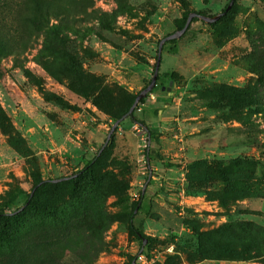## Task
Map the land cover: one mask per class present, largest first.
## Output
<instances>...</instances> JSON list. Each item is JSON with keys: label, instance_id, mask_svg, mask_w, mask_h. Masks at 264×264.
Returning <instances> with one entry per match:
<instances>
[{"label": "rangeland", "instance_id": "rangeland-1", "mask_svg": "<svg viewBox=\"0 0 264 264\" xmlns=\"http://www.w3.org/2000/svg\"><path fill=\"white\" fill-rule=\"evenodd\" d=\"M41 1L52 9L33 26L34 0H0V210L105 148L26 218H0V264H264V0L165 43L135 111L150 146L129 116L105 145L112 113L149 85L187 13L232 0ZM138 203L144 245L129 229Z\"/></svg>", "mask_w": 264, "mask_h": 264}, {"label": "trees", "instance_id": "trees-1", "mask_svg": "<svg viewBox=\"0 0 264 264\" xmlns=\"http://www.w3.org/2000/svg\"><path fill=\"white\" fill-rule=\"evenodd\" d=\"M51 9H52L51 3H44L41 0H34L32 12L29 13L27 16L28 22L33 26H38V25L42 24V20L45 16V12H49V11H51ZM230 10H228L218 21L213 22V23H209V24L215 25L216 23L221 21L222 18ZM190 13L191 12H189L185 15V17L182 20V24L180 25V28L184 27ZM195 19H200V18L196 17L193 19V21ZM190 27H191V25H190ZM190 27H189V29H190ZM175 40L176 39H172L169 41H175ZM158 51H159V48H158ZM11 54H12L11 49L3 42V40L0 39V58L7 57ZM255 55H254V58H255ZM257 59H258L259 63L263 64V66H264V53H258ZM157 60H158V56H157ZM156 65H157V62L154 65V70L156 68ZM258 74L264 80V70H260L258 72ZM80 81L82 84L84 83L83 78H81ZM137 95L131 99V102L127 107H125L121 111H117V112L112 113V115L116 118V121L121 119L125 115H127V116L131 117L135 122L140 123L142 126H144V127L148 126L145 123V121H143L137 117V115L135 114L136 110L132 113H129L132 105L135 102ZM108 96H111L110 92L106 88L102 89V100ZM144 100H145V98L141 99L140 102H143ZM105 103H106V101H104V103H101V104L103 105ZM148 128H149V126H148ZM148 132L151 134V139H152V132H151L150 128H149ZM104 148H101L95 157H93L91 160H89L78 172H76L73 175H69L68 176L69 178H67V179L55 181V179H57V178H46V179H40V180L36 181V183L34 184V186L32 188V191L29 194L27 201L25 202V204L23 206L19 207L18 209L13 210V211H2V210H0V218H2V219H13V218H17V217L26 218L29 215V213L31 211H33L35 209V207L38 205L39 198L44 191H47V190H50V189L56 187L62 181L71 182L73 180L80 179V178L84 177L86 174L92 172L93 169L95 168L96 164L99 162ZM63 177H67V176H63ZM59 178H61V177H59ZM143 193H144V191H143ZM140 209H141V203H138L135 210L133 211V213L130 216L129 229H130L131 234H133L137 239H139L141 241V243L144 245L147 243V242L145 243V240H148V238H147L146 234L144 233V231L142 229H140L135 223L136 213ZM132 264H136V263L134 262Z\"/></svg>", "mask_w": 264, "mask_h": 264}, {"label": "water", "instance_id": "water-1", "mask_svg": "<svg viewBox=\"0 0 264 264\" xmlns=\"http://www.w3.org/2000/svg\"><path fill=\"white\" fill-rule=\"evenodd\" d=\"M236 0H232L227 8L224 10V11H221L215 15H208V14H204V13H200V12H197V11H192L189 16H188V19L186 21V24L184 25L183 28H180V29H177L176 31H174L173 33L163 37L160 41V44H159V51H158V60H157V65H156V68L154 70V75H153V78L151 80V82L149 83V85L147 87H145L144 89H142L139 94L137 95L136 99H135V102L134 104L132 105L131 109H130V112L129 113H132L136 110L139 102L141 101V99L147 97V95L152 91V89L157 85V81H158V78H159V74H160V68H161V62H162V55H163V49H164V45L166 42H168L169 40H172V39H178L180 37H182L183 34H185L190 25L192 24L193 22V19L198 17L200 19H202L203 21L207 22V23H213V22H216L218 21L228 10H230L234 3H235ZM127 117V115H125L124 117H122L121 119L117 120L110 133L108 134V139L105 143V145H107L108 141L110 140L113 132L116 130L117 126L120 124V122L125 118ZM147 129V131L149 130L148 126L145 127ZM149 133V132H148ZM152 143V139H151V134L149 133L148 135V144L149 146L151 145ZM155 151V150H153ZM69 178L68 176L67 177H61V178H57L55 179V181H60V180H63V179H67ZM144 192H145V189H144ZM147 242V240H145V243Z\"/></svg>", "mask_w": 264, "mask_h": 264}]
</instances>
